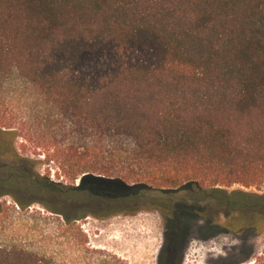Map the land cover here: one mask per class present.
<instances>
[{
  "label": "trees",
  "instance_id": "obj_1",
  "mask_svg": "<svg viewBox=\"0 0 264 264\" xmlns=\"http://www.w3.org/2000/svg\"><path fill=\"white\" fill-rule=\"evenodd\" d=\"M5 87L34 93L68 140L61 170L79 186L36 181L67 224L176 202L199 231H263L264 192L223 188L264 187V0H0ZM0 136L16 152L1 115ZM0 264L42 260L0 248Z\"/></svg>",
  "mask_w": 264,
  "mask_h": 264
},
{
  "label": "rangeland",
  "instance_id": "obj_2",
  "mask_svg": "<svg viewBox=\"0 0 264 264\" xmlns=\"http://www.w3.org/2000/svg\"><path fill=\"white\" fill-rule=\"evenodd\" d=\"M48 113L34 93L0 89V115L19 134L13 153L1 148L8 140L0 136V248L23 249L37 255L42 264H157L162 228L154 208H141L137 218L85 215L67 224L66 214L44 206V202H58V197L37 180L66 186L80 183V178L74 181L62 173L61 153L68 140L61 136L58 122L46 117ZM223 189L228 194L264 192V187L241 185ZM215 203L202 200L210 213ZM263 250L264 227L258 234H221L209 241L192 234L183 264H248Z\"/></svg>",
  "mask_w": 264,
  "mask_h": 264
},
{
  "label": "flooded vegetation",
  "instance_id": "obj_3",
  "mask_svg": "<svg viewBox=\"0 0 264 264\" xmlns=\"http://www.w3.org/2000/svg\"><path fill=\"white\" fill-rule=\"evenodd\" d=\"M141 204L123 205L118 204L116 207L108 206L102 207L100 210H91L89 215H101L103 218H110L115 215L123 216L128 215L132 218H137ZM171 214H164L160 210H156L161 220V250H163L162 258L157 260V264H180L181 257L185 256L188 246L187 233L191 232L196 234L201 240L209 241L221 234H231L224 229L217 230L215 233L207 231H199L204 222L201 215L195 212H188L184 210V205L177 204L176 202H166L163 205ZM108 209V212L100 213L101 210ZM116 209L117 213L109 210ZM234 235V233H233ZM165 254V255H164ZM160 255V254H159Z\"/></svg>",
  "mask_w": 264,
  "mask_h": 264
},
{
  "label": "water",
  "instance_id": "obj_4",
  "mask_svg": "<svg viewBox=\"0 0 264 264\" xmlns=\"http://www.w3.org/2000/svg\"><path fill=\"white\" fill-rule=\"evenodd\" d=\"M77 186H79V185H77ZM87 200V199H86ZM192 236V234L189 236V238ZM189 238H188V240H189ZM159 257H160V255H159ZM222 259L223 260H226L227 258L226 257H222ZM183 260H184V258H183ZM228 264H241V263H237V262H228Z\"/></svg>",
  "mask_w": 264,
  "mask_h": 264
}]
</instances>
